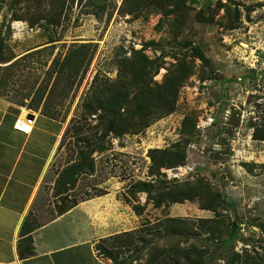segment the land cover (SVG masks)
<instances>
[{
    "label": "rangeland",
    "instance_id": "1",
    "mask_svg": "<svg viewBox=\"0 0 264 264\" xmlns=\"http://www.w3.org/2000/svg\"><path fill=\"white\" fill-rule=\"evenodd\" d=\"M4 1L0 0V99L20 113L18 118L23 111L42 114L51 100L55 121L63 128L47 181L54 185L44 186L46 205L60 213L104 192L105 198L116 199L138 219L133 228L128 225L124 233L99 241L96 250L105 264H154L160 251L164 257L177 251L180 264H191L185 253L193 248L209 251L204 264H224L232 252L264 256V141L254 139L255 130L264 126V0H184L171 15L153 10L152 0L144 5L135 0ZM195 47L208 63L193 58ZM142 50L161 67L154 76L158 84L168 71H180L183 62L193 63L192 73L174 113L139 134L117 137L100 127L96 115L85 116L83 98L96 78L116 80L118 61ZM77 53H85L79 65L81 74L88 69L84 80L79 84L77 79L66 98L55 93L50 99L49 89L57 78L50 75L54 62L67 57L79 61ZM34 100H41L38 110L32 106ZM185 140V164L163 169L164 176H151L150 151L170 149ZM84 162V170L61 179ZM140 181L158 187L210 185L214 195H221L218 211L204 210L203 200L156 209L146 193L132 197V186ZM137 204L144 208L142 215L133 210ZM167 219L186 224L175 223L174 235L170 232L175 225ZM210 219L223 223L222 234L202 228L201 220ZM125 240L133 248L121 247Z\"/></svg>",
    "mask_w": 264,
    "mask_h": 264
},
{
    "label": "trees",
    "instance_id": "2",
    "mask_svg": "<svg viewBox=\"0 0 264 264\" xmlns=\"http://www.w3.org/2000/svg\"><path fill=\"white\" fill-rule=\"evenodd\" d=\"M147 0H135L134 2H140L144 5ZM186 1V0H185ZM184 0H181L182 4L178 0H152L150 1L153 10L163 12L166 15L176 13L180 6H184ZM190 1V0H188ZM169 7L173 8V11H169ZM137 8L140 7L137 5ZM176 9V10H175ZM134 11H129V14ZM79 61H75L74 57H67L64 61H55L53 70L50 75L57 74L56 81L49 89L50 99L53 94L57 93L60 97H67L75 86L76 80L80 78L79 84L84 80L88 69L86 68L81 74L82 70L79 67L80 64H84V54L77 53ZM192 56L194 59L208 63L206 57L199 48H194ZM75 61V64H71ZM77 62V63H76ZM119 75L114 81H101L96 78L95 82L91 86L88 93L85 94L82 102V108L85 116H97L100 120V127H104L110 134L113 133L117 137H122L125 134H139L145 129L149 128L154 122L159 121L172 113H174L178 106L179 96L181 88L183 87L186 78L192 73L193 63L183 62L179 70L168 71L165 75L164 81L158 84L154 81V76L159 73L161 67L155 60H150L145 54V51H134L131 57H122L118 61ZM81 74V75H80ZM47 88L41 91L40 98L42 99L47 93ZM28 99V98H26ZM46 103L42 115L57 120V115L53 111V103ZM41 100H34L32 106L36 110L39 109ZM54 108V107H53ZM102 112V115L98 116V113ZM99 126V125H98ZM82 128H80V131ZM254 139L257 141H264V126L255 130ZM189 144V140H185L183 143L179 142L170 149L151 150L149 156L152 161L151 176H161L163 169H172L183 166L187 159V151L184 146ZM95 151H93L94 153ZM86 167V162L75 165L67 170L63 174V179H71L73 176ZM146 193L148 196V202H152L154 208L160 209L163 206L166 208L173 204H182L186 201L203 200L206 201L204 210H210L215 213L218 211L219 202L221 201V195L215 194L212 191L210 185L200 184V186H189L180 183L166 184L164 187H158L151 182H136L132 186V197L136 199L137 194ZM106 195L101 193L96 196L100 197ZM95 197V196H94ZM92 199V198H88ZM127 203H130L127 200ZM79 203V202H78ZM75 203L73 206L78 205ZM133 210L137 215H142L144 208L142 205L137 204L133 206ZM61 211L60 213H63ZM166 223H183V220L167 219ZM202 228L206 232H212L222 234L223 228L216 219L201 220ZM165 224V223H164ZM215 229V231H214ZM32 232V231H30ZM24 229L22 235L27 236L30 234ZM178 228L175 225L171 228L172 234L176 235ZM129 234H124L122 237H129ZM127 239V238H126ZM107 240H104V242ZM122 241V240H120ZM124 242V241H122ZM26 243L25 248L21 250L20 256L22 259L34 256V247L32 237H28L24 240ZM133 243L125 240V244L121 247L128 249L133 248ZM102 250V249H101ZM104 255L109 259H113V256L109 250H103ZM173 254H167L164 257V252L160 251L153 257L152 262L154 264H180L179 254L177 251H173ZM208 250L191 249L189 253H185V259L191 261V264H204ZM246 253L241 255L236 252H232L226 259L224 264H264V256L259 253L251 254ZM178 256H177V255ZM195 255L193 260L191 256ZM163 259L161 261L160 259Z\"/></svg>",
    "mask_w": 264,
    "mask_h": 264
},
{
    "label": "crops",
    "instance_id": "3",
    "mask_svg": "<svg viewBox=\"0 0 264 264\" xmlns=\"http://www.w3.org/2000/svg\"><path fill=\"white\" fill-rule=\"evenodd\" d=\"M19 115L0 99V126L7 123L0 127V264H105L96 250L99 241L124 233L128 225L133 228L138 219L104 196L83 200L63 213L50 209L44 186L54 185L47 181L63 128L36 114L31 134L25 135L15 129ZM24 226L32 231L27 236L22 235ZM28 237L35 254L22 259Z\"/></svg>",
    "mask_w": 264,
    "mask_h": 264
},
{
    "label": "built area",
    "instance_id": "4",
    "mask_svg": "<svg viewBox=\"0 0 264 264\" xmlns=\"http://www.w3.org/2000/svg\"><path fill=\"white\" fill-rule=\"evenodd\" d=\"M30 115H34V113H27L25 117L18 118L17 122L15 123V129L20 133L25 135L31 134L34 124L35 118H31Z\"/></svg>",
    "mask_w": 264,
    "mask_h": 264
},
{
    "label": "bare ground",
    "instance_id": "5",
    "mask_svg": "<svg viewBox=\"0 0 264 264\" xmlns=\"http://www.w3.org/2000/svg\"><path fill=\"white\" fill-rule=\"evenodd\" d=\"M27 115L26 111H23V117H25Z\"/></svg>",
    "mask_w": 264,
    "mask_h": 264
},
{
    "label": "water",
    "instance_id": "6",
    "mask_svg": "<svg viewBox=\"0 0 264 264\" xmlns=\"http://www.w3.org/2000/svg\"><path fill=\"white\" fill-rule=\"evenodd\" d=\"M31 118H34V115H30Z\"/></svg>",
    "mask_w": 264,
    "mask_h": 264
}]
</instances>
